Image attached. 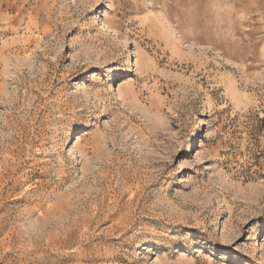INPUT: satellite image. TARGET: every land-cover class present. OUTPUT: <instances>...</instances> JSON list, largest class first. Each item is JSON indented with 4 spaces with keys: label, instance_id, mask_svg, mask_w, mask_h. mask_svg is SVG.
Returning a JSON list of instances; mask_svg holds the SVG:
<instances>
[{
    "label": "rangeland",
    "instance_id": "rangeland-1",
    "mask_svg": "<svg viewBox=\"0 0 264 264\" xmlns=\"http://www.w3.org/2000/svg\"><path fill=\"white\" fill-rule=\"evenodd\" d=\"M0 264H264V0H0Z\"/></svg>",
    "mask_w": 264,
    "mask_h": 264
}]
</instances>
